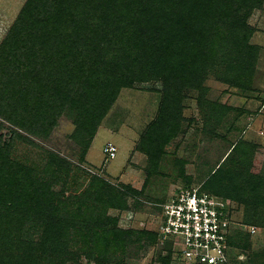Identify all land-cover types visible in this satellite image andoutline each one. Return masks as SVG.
Here are the masks:
<instances>
[{
  "label": "trees",
  "instance_id": "obj_1",
  "mask_svg": "<svg viewBox=\"0 0 264 264\" xmlns=\"http://www.w3.org/2000/svg\"><path fill=\"white\" fill-rule=\"evenodd\" d=\"M116 1L28 0L0 43V116L5 117L7 109L16 108L20 112L22 107V121H9L23 128L31 124L29 131L44 137L42 128L54 126L59 110L67 106L72 111L78 109L72 139L88 148L96 123L87 127L84 122L87 111L91 110L96 117L102 115L119 88L129 87L135 80L159 78L163 80L165 94L161 117L144 136L146 147L141 144L144 151L148 147L158 157L161 145L177 133L170 128L176 116L166 108L180 103L183 87L168 82L170 73L176 72L180 77L187 71L192 79L189 86L198 89L211 64L220 61L234 72L230 78L224 74L226 81L240 82L241 76L247 78L257 48L248 44L252 31L239 17L246 18L252 9L260 8L261 0H218L225 6L226 18L212 28L206 24L210 18L207 14L217 0H179V11L166 12L163 17L154 14L153 4L161 0H122L119 9L114 8ZM117 11L125 13L126 19L121 17V23L114 17ZM227 24L230 31L218 32ZM107 32L115 37L109 38ZM119 34L123 36L117 49L126 51L120 63L114 54ZM227 35L232 37L230 46L223 43ZM87 49L97 53L90 60L85 56ZM149 56L153 58L150 64L140 62ZM3 77L5 82H1ZM42 82L53 87H49L52 102L44 105L37 102V106L36 101H27L31 91L25 89ZM73 82L78 85L75 91L71 90ZM80 106L85 112H81ZM244 146L239 141L233 149L250 158L249 149ZM7 147L9 143L0 135V264H80L83 254L94 264H110L108 256L117 251L126 253L129 244L142 251L154 244V232L119 230L117 220L106 215L107 208L125 207L123 193L110 187L99 188L96 196L89 198L94 201L91 208H85L87 200L78 195L60 200L50 190L54 176L48 169L43 177L11 170V164L4 158ZM49 158L48 168L53 165L57 173L66 169L65 161ZM201 189L243 207L242 225L247 232H237L234 226L227 243L230 254L237 246L244 253L250 252V227L264 229L261 170L253 173L249 165L225 172L216 170ZM73 205L76 207L71 212L68 208ZM28 230L34 231L29 237L25 234ZM68 241L81 242L78 254L69 250ZM248 255L252 264L254 258L260 259L258 264H264V248ZM158 260L160 264H170V254L159 256Z\"/></svg>",
  "mask_w": 264,
  "mask_h": 264
},
{
  "label": "rangeland",
  "instance_id": "obj_2",
  "mask_svg": "<svg viewBox=\"0 0 264 264\" xmlns=\"http://www.w3.org/2000/svg\"><path fill=\"white\" fill-rule=\"evenodd\" d=\"M27 1L0 0V43ZM122 3V0H117L113 3L114 8L119 9ZM178 4L179 0L158 1L153 4L156 10L154 14L163 17L166 12H178ZM261 4L260 8L252 9L246 18L244 15L239 17L252 31L248 44L257 48L247 78L241 76L240 82H232L231 79V82L226 81L224 74L230 78L234 72L220 61L214 66L211 64L198 89L189 86L192 79L187 71L180 72V77H177L176 72L170 73L168 82L183 87L180 103L166 108V111H171L176 116L172 119L170 128L176 129L177 133L161 145L158 157L148 147L144 151L141 144L144 136L155 127L161 117L165 94L163 80L159 78L142 82L135 80L129 87L119 88L102 115L96 117L91 114V110L87 111L89 113L84 114L87 127L96 123L88 148L72 139L77 127L78 109L72 111L67 106L59 110L54 126L42 128V134H46L44 137L29 131L32 130L31 124L23 128L9 121H22V107L20 112L19 109L12 108L6 110L3 114L5 117L0 116V135L9 143V147L5 148L4 158L11 167L16 168L9 167L11 170H18L19 173L32 172L33 176L43 177L48 169V173L54 176L50 180L53 194L59 196L60 200L78 195L81 200H87L85 208L93 206L94 201L89 198L96 196L99 188L116 189L123 193L125 207L107 208L106 215L117 220V228L122 231H149L156 234L154 244L147 250L142 251L129 244L126 253L117 251L112 257L108 256L110 264H160L159 256L166 257L168 253L170 264H181L175 256L173 246L162 242L157 235L162 205L183 186L204 187L216 170L225 172L249 165L253 173L261 170L264 174V0H261ZM223 8V3L217 0L208 10L211 12L207 14L210 16L206 23L208 28L216 27V22L226 18ZM114 14L119 23L122 21L121 17L126 19L125 13ZM228 30L227 24L225 29H218V32L226 34ZM241 32L244 33V29ZM107 36L115 37L112 32H107ZM122 36L119 34L115 40L114 54L119 63L126 53L120 52L121 48L117 49ZM231 38L227 35L228 42L223 43L226 46L232 45ZM214 40L219 43L215 38ZM95 54L97 53L87 49L86 59L90 60ZM151 59L153 58L149 56L140 62L150 64ZM2 80L1 82H5L6 78L3 77ZM73 83L71 90L75 91L78 85ZM34 86L35 88L32 85L26 86L25 90L31 91L27 101H36L37 106L50 102L49 87H53L45 86L44 82ZM32 95L35 97L33 100ZM81 107V112H85ZM84 108L87 109L85 106ZM239 141L245 145L244 149H249L250 158L240 154L241 151H234L233 147ZM107 143H112L117 148L112 160L102 153ZM50 156L65 161L66 169L57 173L53 165L48 168ZM213 183L216 184L215 181ZM220 198L231 204L236 231L246 234L247 229L242 225L243 207L223 196ZM75 207L69 206L68 210L72 212ZM85 214L84 210L83 215ZM84 218L87 219V216ZM33 233V230H28L25 234L29 237ZM32 237L36 238V235ZM249 242L250 252L244 253L238 246L232 249L230 264H252L248 261V258L251 259L248 253L264 248V229L257 227L256 233L250 234ZM68 244L69 250L78 254L81 242L68 241ZM80 261V264H94L84 254ZM259 262L260 259L254 258L253 264Z\"/></svg>",
  "mask_w": 264,
  "mask_h": 264
},
{
  "label": "built area",
  "instance_id": "obj_3",
  "mask_svg": "<svg viewBox=\"0 0 264 264\" xmlns=\"http://www.w3.org/2000/svg\"><path fill=\"white\" fill-rule=\"evenodd\" d=\"M102 153L112 160L117 148L107 143ZM231 210L227 200L200 187L181 188L162 205L158 238L173 246L181 264H230Z\"/></svg>",
  "mask_w": 264,
  "mask_h": 264
}]
</instances>
